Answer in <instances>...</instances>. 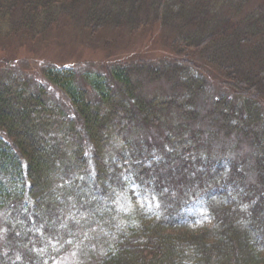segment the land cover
<instances>
[{
	"label": "trees",
	"instance_id": "1",
	"mask_svg": "<svg viewBox=\"0 0 264 264\" xmlns=\"http://www.w3.org/2000/svg\"><path fill=\"white\" fill-rule=\"evenodd\" d=\"M66 22L174 57L3 71L0 264H264V0H0L1 39Z\"/></svg>",
	"mask_w": 264,
	"mask_h": 264
},
{
	"label": "rangeland",
	"instance_id": "2",
	"mask_svg": "<svg viewBox=\"0 0 264 264\" xmlns=\"http://www.w3.org/2000/svg\"><path fill=\"white\" fill-rule=\"evenodd\" d=\"M169 33L158 25H151L136 32L124 27L104 28L96 36L89 37L82 27L72 26L66 22L52 28L36 40L24 36L0 38V76L3 71L18 69L12 68L13 64L19 65L21 71L35 75L40 73L38 68L40 63L43 66L60 67L127 63L138 59L152 61L174 57L169 41L172 37ZM188 57L190 60L194 59L195 64L199 66L200 62L195 55ZM201 73L207 81V95L219 94L220 86L211 69H201ZM151 87L157 90L161 88L157 84ZM57 264H83V261L79 255L70 252L62 255Z\"/></svg>",
	"mask_w": 264,
	"mask_h": 264
}]
</instances>
